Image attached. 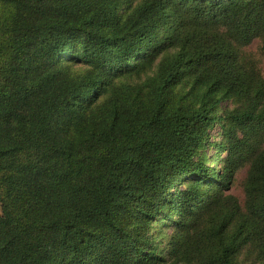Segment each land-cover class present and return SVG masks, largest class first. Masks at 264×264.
Masks as SVG:
<instances>
[{
	"label": "trees",
	"instance_id": "1",
	"mask_svg": "<svg viewBox=\"0 0 264 264\" xmlns=\"http://www.w3.org/2000/svg\"><path fill=\"white\" fill-rule=\"evenodd\" d=\"M132 1L0 0V264H264V0Z\"/></svg>",
	"mask_w": 264,
	"mask_h": 264
},
{
	"label": "rangeland",
	"instance_id": "2",
	"mask_svg": "<svg viewBox=\"0 0 264 264\" xmlns=\"http://www.w3.org/2000/svg\"><path fill=\"white\" fill-rule=\"evenodd\" d=\"M137 1L139 0L132 1L130 5H135ZM124 11L126 12L127 10L123 9V12ZM241 59L246 67L264 76V54L261 51L260 40L258 38H254L248 45L241 48ZM235 105L233 101L225 100L221 102L217 108V114L221 115ZM221 139V128L220 125L216 123L208 130V135L204 139L202 147L198 150L196 158L208 165L221 167L225 153L223 152L217 157L213 147V144L220 142ZM246 169L247 167H243L237 171L232 187L229 190V192L236 196L241 203L244 200L243 181L246 175ZM180 185H183V183L180 182ZM167 221L168 220L163 219L161 221L154 220L152 222L153 228L150 233L152 234V241L157 245L158 250L165 249L166 242L172 231V226L169 225ZM244 259V255L239 257L240 264H248Z\"/></svg>",
	"mask_w": 264,
	"mask_h": 264
}]
</instances>
